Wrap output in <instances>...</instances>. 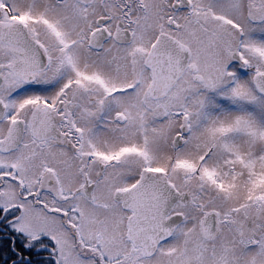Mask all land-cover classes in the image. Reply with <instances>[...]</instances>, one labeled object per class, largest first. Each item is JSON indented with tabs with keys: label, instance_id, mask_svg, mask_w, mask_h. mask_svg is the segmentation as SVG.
Wrapping results in <instances>:
<instances>
[{
	"label": "snow or ice",
	"instance_id": "snow-or-ice-1",
	"mask_svg": "<svg viewBox=\"0 0 264 264\" xmlns=\"http://www.w3.org/2000/svg\"><path fill=\"white\" fill-rule=\"evenodd\" d=\"M0 264H264V0H0Z\"/></svg>",
	"mask_w": 264,
	"mask_h": 264
}]
</instances>
